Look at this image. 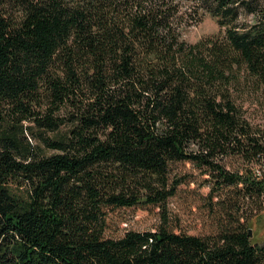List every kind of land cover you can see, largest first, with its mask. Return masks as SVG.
Returning a JSON list of instances; mask_svg holds the SVG:
<instances>
[{"label": "trees", "instance_id": "16d2710c", "mask_svg": "<svg viewBox=\"0 0 264 264\" xmlns=\"http://www.w3.org/2000/svg\"><path fill=\"white\" fill-rule=\"evenodd\" d=\"M209 15L215 37L183 32ZM264 0H0V264H264ZM239 161L232 169L230 161ZM207 175L217 234H104ZM252 231V232H251Z\"/></svg>", "mask_w": 264, "mask_h": 264}, {"label": "rangeland", "instance_id": "374dc122", "mask_svg": "<svg viewBox=\"0 0 264 264\" xmlns=\"http://www.w3.org/2000/svg\"><path fill=\"white\" fill-rule=\"evenodd\" d=\"M218 22L205 15L198 24H194L183 32V37L191 44L201 39L215 37L220 32ZM245 108L252 113L255 121L264 125V103L258 104L253 99L247 101ZM239 161H230L234 169ZM174 174L185 177L175 196L169 198L163 207L145 206L128 208H109L106 210L107 238H120L127 232L156 231L162 224L163 213L169 217L168 227L173 232L186 233L206 237L217 234L220 228L221 206L218 197H210L211 187L206 181L207 175L196 169L191 163H178L173 167ZM254 241L264 243V212L260 218L251 223Z\"/></svg>", "mask_w": 264, "mask_h": 264}, {"label": "water", "instance_id": "95a60500", "mask_svg": "<svg viewBox=\"0 0 264 264\" xmlns=\"http://www.w3.org/2000/svg\"><path fill=\"white\" fill-rule=\"evenodd\" d=\"M252 232V231H251Z\"/></svg>", "mask_w": 264, "mask_h": 264}]
</instances>
